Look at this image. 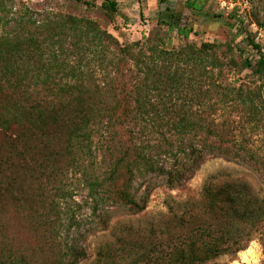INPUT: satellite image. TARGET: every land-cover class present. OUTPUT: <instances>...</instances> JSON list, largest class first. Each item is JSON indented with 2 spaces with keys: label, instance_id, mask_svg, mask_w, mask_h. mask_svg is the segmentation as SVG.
I'll return each instance as SVG.
<instances>
[{
  "label": "trees",
  "instance_id": "obj_1",
  "mask_svg": "<svg viewBox=\"0 0 264 264\" xmlns=\"http://www.w3.org/2000/svg\"><path fill=\"white\" fill-rule=\"evenodd\" d=\"M102 5L110 15L117 11L113 0ZM179 19L164 23L188 37L193 27H180ZM64 25L73 37V62L67 59L62 27L0 33V264L79 263L83 250L63 247L58 225L61 200L69 195L66 181L86 159L98 157L102 169L100 177L88 181L94 200L140 208L133 194L136 176L157 171L163 155L175 157L182 146L190 154L231 153L226 137L234 126L210 118L225 101H210L209 95L229 98L234 92L214 79L227 63H236L220 59L218 44L188 42L178 50L134 53L90 18L68 16ZM250 37L257 60L244 58L243 67L264 74L262 46L253 33ZM94 60L106 82L89 81ZM130 60L133 67H127ZM240 97V104L251 101L249 94ZM246 109L256 117L253 102ZM198 208L200 214L180 223L184 237L168 255H145L140 264H217L213 260L234 243L237 252L252 238L239 242L242 226L264 224V198L239 180L212 177ZM98 264H103L100 256Z\"/></svg>",
  "mask_w": 264,
  "mask_h": 264
},
{
  "label": "rangeland",
  "instance_id": "obj_2",
  "mask_svg": "<svg viewBox=\"0 0 264 264\" xmlns=\"http://www.w3.org/2000/svg\"><path fill=\"white\" fill-rule=\"evenodd\" d=\"M103 1L0 0V16L4 18L0 20V33L22 34L35 27L50 32L51 27H62L67 59L73 62L77 54L71 46L73 37L64 19L75 16L96 21L121 47L129 45L134 53L142 50L150 54L154 48L178 50L188 42L197 46L209 42L218 44L215 51L222 61L233 58L236 62L227 63L220 76H214L217 83L233 88L231 97L211 93L208 98L225 101L210 118L217 122L226 119L234 126L233 134L226 137L231 153L202 150L190 154L182 146L175 157L163 155L157 171L138 172L136 176L133 194L139 206L142 205L140 208L98 202L90 196L88 181L101 176L98 157L86 159L80 171L69 174L66 181L69 195L61 200L58 225L63 247L83 250L85 255L79 257L78 264H98L99 256L103 264H140L145 255L165 257L182 241L180 223L201 213L198 208L201 191L212 177L246 182L255 195L264 198V74L243 67L244 58L257 60L248 23L253 20L264 25V0H234L238 6L233 14L217 0H113L117 3L113 15L105 10ZM188 2H195L197 7L187 5ZM176 16L180 18V27L185 24L193 27L188 37L179 35L176 29L170 30L164 23ZM90 64L94 77L89 81L106 82L98 62L94 60ZM180 64L186 63L180 61ZM134 65V60H130L127 67ZM248 94L251 101L240 104V95ZM251 102L258 107L256 117L246 109ZM99 139L100 132H96L95 143ZM184 141L188 143L187 137ZM196 147L200 145L197 143ZM170 171L172 175H168ZM13 223L17 225L16 219ZM249 235L252 238L245 248L236 252L238 244L234 243L213 262L264 264V224L256 229L242 226L239 242L243 243Z\"/></svg>",
  "mask_w": 264,
  "mask_h": 264
},
{
  "label": "built area",
  "instance_id": "obj_3",
  "mask_svg": "<svg viewBox=\"0 0 264 264\" xmlns=\"http://www.w3.org/2000/svg\"><path fill=\"white\" fill-rule=\"evenodd\" d=\"M218 4L223 8L226 9L228 12L234 8L235 5H238L237 2L233 0H217ZM250 31L254 35V40L257 43H260L262 46V52H264V26L256 23L255 21H250L249 23Z\"/></svg>",
  "mask_w": 264,
  "mask_h": 264
}]
</instances>
